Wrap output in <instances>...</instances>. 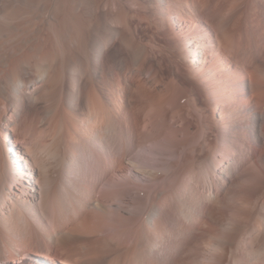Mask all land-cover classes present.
Segmentation results:
<instances>
[{
  "label": "rangeland",
  "instance_id": "1",
  "mask_svg": "<svg viewBox=\"0 0 264 264\" xmlns=\"http://www.w3.org/2000/svg\"><path fill=\"white\" fill-rule=\"evenodd\" d=\"M251 1L252 0H219V4H217V7L219 8L215 6L216 10L214 8L213 10L215 12H212L214 18L212 19V17H208V24L201 21H198L197 24H193L183 20V18H185L184 14L188 13L189 11L191 12L190 9H193V13L200 15L199 11L206 10L207 3L205 0H168L161 8L153 4L151 0H116L118 4L121 3L120 6L127 5L130 10L131 29L133 31L132 33L135 43L132 45L130 51L131 67L129 71H124L121 66L118 67L119 69L109 66V68H105L102 76L99 77L97 81L98 83L93 80L94 83H96L95 87H97L98 93L100 96H103L101 98L104 100V104L107 103L105 106L107 109V117L105 118L107 124L103 125H108L107 127L109 129L107 130V133L104 132V130L100 132V135L105 142L103 144H101V142L100 144L101 146L105 145V148L102 146L104 150L101 151L99 149L100 145L97 143L98 141L88 136L89 129H87L83 121L78 120V122L77 119L69 117L63 111L60 114V119H58L64 127V132L62 135L65 143L63 146V151L66 150L64 151L65 159L62 160L63 164H60L54 173L52 172L53 174L51 175L53 176L39 174V178L42 181L41 183H44L46 186L45 190H49L50 192L51 189L49 188L52 187V189L55 190H52V193L54 192L53 194L55 195H53L55 200L52 201V197V202H50L54 203L58 208L61 209L62 204L65 202V198L67 197H64L62 201L59 197H57V189H63L65 184H70L69 182L67 184V181H69L67 175L73 176L75 172H80L79 166L78 169L74 167L75 169L69 172L67 168L65 169L66 166L62 165L67 163L65 161L69 159L71 161V159L74 160L76 158L75 162H77L79 159L84 160L82 164L89 174L88 183L90 184L93 181H97L99 183L97 184L96 182V185L92 187L91 196L99 198L103 200V202H116V204L114 207H112L113 209L110 208L108 212H99L95 211L94 209L85 210L83 214L85 218L83 215L76 217L77 213L74 212L73 208L70 206L71 212L73 213L72 216L75 219H73V221H71L68 226L66 225L67 227L64 230H68L70 228L69 232L66 230V233H69H67V236H76H74V238L69 237L70 241L68 242H64V240L59 236H56L53 241L47 240V243L49 242V246L47 245V248L51 249V251L53 249L52 252L56 254V256L66 257L68 255L69 258L68 256L67 258L69 262L71 264H75L76 262L87 263L90 261L88 258L94 260V257L96 256V258H98L101 256L103 257L104 255L108 259L111 257V255L114 254L115 256V254H118L121 255L118 259H115L118 264L120 261L122 262L120 264H133L138 259L143 260L146 257L148 250L152 248L154 243H159L167 230H169L168 232L170 233H176V229H178L187 235L185 237L186 243L182 248L183 250L180 251V253L182 252L181 254L183 257H181L179 254V256L175 259L176 261L180 260L179 262H181V264H183V262L184 264H264V252L261 254V256L260 254L256 256V259L252 257L251 259L249 257L250 255L248 254L249 250L251 249V239L255 238V236L260 239H258V243L260 241V247L262 248L263 245L262 251H264V228L259 225L261 221L264 222V178H262L264 177V138L262 137L264 136V121L262 124H260V126H263L260 128V133H262V136L260 137L256 135V137H254L248 130L246 124H242L243 122H246L244 119L245 114L243 111L239 110V106L236 105L237 103H227L221 98V96L218 98V102L215 99L214 102L210 94L211 87H217L214 86L213 77L217 76L216 78L218 80H222L223 83H228L231 82L230 80L233 78L235 72L239 71L242 72L248 80L255 79V81H258L256 82V86H258L255 88L256 92L246 90L247 92L244 96V103L249 105L252 109L256 108L255 110L257 111H264V109H261L264 105V24L258 25L259 27L252 24L251 28L255 30L252 32L249 31V33H245L244 35L246 38H248V41H250L252 44L254 43V45H252L253 47H250L249 43H246L245 40H243L240 36L239 37L241 39L238 37V34L240 33L235 34L230 32V30L236 29V25L230 23L231 17L235 16V13H237V11L240 9V11H243V13L245 12V15L249 10L251 12L253 7L252 9H250V6L248 7ZM204 18L206 17H203V19ZM193 32L197 33V37H204L206 33H210L216 38L217 41L211 40L210 43L212 42V44H216V48L218 47L217 50L224 56L226 54L228 58L226 60L228 63L226 62L227 64H224L226 66L224 69L226 70L223 69L224 71H221L219 69V72H216V74L208 72L204 76L201 74V76L195 77L194 74L196 72H194V68L187 61L188 52L185 46L186 41L193 37ZM233 34L236 36L234 37ZM218 35L220 36V39H218ZM232 37L233 39L236 38V41L233 40ZM239 39L241 40L240 42H238ZM233 42L234 44H236V42L238 44L235 46L233 45ZM241 42H243L242 45L240 44ZM233 46H235V49ZM232 47L233 49H230ZM238 47H241V51L238 50ZM247 47L250 48L248 49ZM137 48H139V50H137ZM244 48L247 50L245 51ZM230 53L232 54L229 55ZM210 58H208V60ZM126 79L128 83L125 82ZM92 86H90V89H92ZM176 91L178 93H175ZM163 99L165 101H163ZM225 102L226 105H224ZM223 107L228 109L225 111L223 110ZM32 109L33 110L29 117L30 122L23 124L27 139L32 138V135L34 134L32 131L33 129H35L36 135H40V133L43 131V128L41 129L37 123V121H39L37 118L39 117L38 110H35L36 108ZM24 118H26V115ZM128 118L129 123H126L125 120ZM232 121H240L242 125H230ZM162 123L164 124L163 126ZM50 124L51 123L48 122V125L46 124L44 129H49ZM156 124L160 127L158 126L159 128H156ZM26 126H28V128ZM228 127L229 129H226ZM242 127L246 131H243ZM82 128H85V130ZM147 129L148 132L146 133ZM3 132L4 131L2 130V133ZM244 132H247V134ZM232 133L234 134L232 135ZM244 134L246 136H244ZM146 135H148V137ZM66 141H69V143ZM82 149L85 151H82ZM8 156L11 157V155ZM107 157L108 159H106ZM127 157L129 159H127ZM131 159L133 162H135L136 159L137 164H145V166L150 168L158 169V172L156 173L157 175L153 179H150L148 177H142L138 174H133L131 166L125 162V160ZM150 160L153 161L151 162ZM224 163L229 165L230 172L227 176H224L222 180H219L216 178L217 167L225 165ZM93 167L95 168L94 172L92 171ZM107 167L109 168L107 169ZM165 172H167V174ZM91 173L93 177H91ZM206 176L210 181V183L208 182L209 187L207 186L206 181H204ZM62 178L66 180H63ZM86 178L87 177H85V180ZM186 180L188 181L190 189L184 185ZM63 181L64 183H62ZM201 181H203V183ZM252 182L255 184H252ZM172 184H175L176 186L174 185L173 188ZM50 185L51 187H49ZM143 185L145 186L143 187ZM249 186L252 187L250 188ZM93 190L94 192H92ZM242 190L245 191L242 192ZM63 191H65V188ZM17 192L19 193V191ZM184 193L186 195H183ZM205 193L210 194L215 198V200L212 201V203L210 201L204 200L203 194ZM51 194H49V196H52ZM177 194H179L178 196H180V199L182 196H184L182 199L187 202H194V200L196 202V200L199 199L195 205L197 207L199 220L201 222L200 225H202L203 228L200 226L201 229L199 228L194 232H188L187 225L183 222V220L173 216L176 215V213L174 214L173 209H176L179 204L176 202V200H174L173 196ZM165 197L170 198V204L168 209L165 210L167 218L165 219L163 217L165 220L163 221L162 219L163 224L160 225V227L155 223L157 218L156 215L155 217L153 216L154 219L152 217L149 222L147 220V215L149 210H153V208L155 210V214L157 211V215H165L164 209H162L161 206ZM138 201L140 203H138ZM24 203H26V201H24ZM27 205L28 204H24L21 206L22 209L24 208V211L22 210L23 215L28 213V211H25ZM131 208L136 210L132 211ZM91 210H93L94 213H92V215L90 214L92 212ZM85 212L87 214H85ZM88 213L90 216H88ZM109 213L111 216H109ZM96 214H99V217ZM87 217H90L91 219H88ZM171 217H175V219L172 218L171 220ZM219 217L223 219L221 220ZM176 219L179 220L177 221ZM46 220L48 221L49 218ZM25 221L22 220V226H25L24 228H26L27 224ZM86 221H90V225H88V223V226L85 225ZM218 221H224L223 223L227 224V233L231 228H236L238 231L236 232V236L235 233L230 234V236L227 235L230 239H232L230 240V243H227L226 245L224 244L223 248L221 246L218 247V245H214V247L212 246L213 249H210L213 243L211 235L218 234L220 231V226L218 227ZM34 223L35 221L33 222V225L36 226V229H41L39 228L41 226L40 224H38V226L37 223H35L36 225ZM83 225H85L86 228H84V226L83 229ZM50 227H52V225L51 223H48V226L46 227L48 231L51 229ZM228 227L230 229H228ZM74 228L75 234L73 231L70 232V230ZM76 229L81 230V233ZM226 232L224 231L222 233L227 234ZM209 233H211V235ZM117 238L121 241H118ZM187 238H189V240ZM233 239L234 241H232ZM109 241L110 243L112 241V246L110 245ZM73 244L74 246L76 245L78 247L75 246L76 248H74ZM187 244L189 245L187 246ZM186 246H190V249H187ZM69 247L72 248V252L70 251ZM184 249H187L189 252L186 253L185 250V254L183 255ZM67 250L71 254H69ZM196 250H198V252ZM225 250H227V253H225ZM64 254L66 255L64 256ZM92 254H94V256ZM107 254L110 255L107 256ZM87 255L91 257H87ZM82 257H84V259ZM116 257L117 256H115V258ZM111 259L112 258H110V260ZM119 259L120 261H118ZM176 261L174 262L175 264Z\"/></svg>",
  "mask_w": 264,
  "mask_h": 264
},
{
  "label": "bare ground",
  "instance_id": "2",
  "mask_svg": "<svg viewBox=\"0 0 264 264\" xmlns=\"http://www.w3.org/2000/svg\"><path fill=\"white\" fill-rule=\"evenodd\" d=\"M151 1L157 7L161 8L164 5V3L167 2L168 0H151ZM205 1L207 3V7H206L205 11H199L198 10L200 15H196L195 13H193L194 12L193 9H190L191 12L189 11L188 13H185L184 14L185 18H183V20H185L186 22H189V23H193V24H195V23L197 24L198 21H201V22L208 24L209 22L207 21V19H208V17L209 18L212 17V19L214 18L212 12H215L213 9L215 8V10H216L217 4H219L218 3L219 0H205ZM220 3H222V2H220ZM120 4H118L116 2V0H0V264H71L68 260V258H69L68 255H67L68 258H67V256L66 257L56 256V254H54L52 252L53 249L51 251V249L47 248L49 246L48 245L49 242L47 243V240L53 241L54 238H56V236L57 237L59 236L60 238H62L64 240V242L70 241L69 240L70 236H67L69 234L68 232H69L70 228L68 230L66 229L68 231L67 232L68 234L66 233V230H64L68 226V224L71 221H73V219H75L72 216L73 213L71 212L70 206L73 208L74 212L77 213L76 217H78V216L83 215L85 210H90V209H94L95 211H99V212H108L110 210V208L113 209L112 207H114V205L116 204V202H113V203L112 202H105V201L103 202V200L91 196L92 195L91 194L92 187L94 185H96L97 181L96 182L93 181L90 184L88 183L89 182V180H88L89 174L87 173L86 169L84 168V166L82 164L84 162V160L79 159L77 162H75L76 158L74 160L71 159V161L69 159V160L65 161L67 163L62 165V166H66L65 169L67 168V170L69 172H71L75 168L78 169L80 167V170H79L80 172L79 173H77L78 171L75 172L77 174L74 173L73 176L67 175L68 176L67 178L69 180V181H67V184H68V182L70 184L64 185L63 189L65 188V191H63V189L61 188L63 185L60 187L61 188L60 190L57 189V197H59L61 200L64 197L68 198V200H67V198H65V202H63L61 209L58 208L54 203H51L53 200H55L53 197L54 192L52 193L53 187L49 188V189H51L50 192H49V190L46 191L45 190L46 186L44 185V183H41L42 181L39 178V174H44L45 176H50L51 174L54 173V171H56L57 167L60 164H63L62 160L65 159L64 158V156H65L64 151H66V150L63 151V149H64L63 146L65 143H64V138L62 135L64 132L63 131L64 127L59 121V119L61 117L60 114L63 111L69 117H73V118L77 119V121L78 120L83 121V123L86 125L87 129H89L88 130L89 131L88 136H90V138H94L95 140L98 141L97 143H99V145H100L99 149L101 151L104 150L102 146H104V148H105V145L101 146V144H103L105 142H104V139H102L100 132H102L104 130V132L107 133L108 132L107 130L109 129L107 127L108 125L107 126L103 125V124H105V125L107 124V121L105 120V118L107 117V115H106L107 109L105 108L107 103L104 104V100L101 98L103 96H100V94L98 93V91H97L98 89H97V87H95L96 83H94L93 80H95V82H97L99 77L102 76V73L105 70V68L106 67L109 68V66H112V68H118L119 66H121L124 71L130 70V67H131V60H130L131 53H130V51H131L132 45L135 43V39H134V36L132 33L133 31L131 29L132 26H131L130 10H129L127 5L120 6ZM249 6H250V9H252V7H253L251 12L249 10L247 12V14L245 15L244 14L245 12L243 13V11H240L241 10L240 9L239 11H237V13H235L236 14L235 16L231 17L230 23L235 24L236 29L230 30V32L235 33V34L240 33V34H238V37L240 36L243 40H245L246 43H249L250 47H253L252 45H254V43L252 44L250 41H248V38H246V36H244V35H245V33L246 34L249 33V31L252 32L253 30H255V29L251 28L252 24L254 26L264 24V0H252L251 3L248 5V7ZM217 8H219V7H217ZM199 17H202V18H199ZM203 17H206V18L203 19ZM256 31H257V29H256ZM196 32L192 33L193 37H191V39H188L186 41V45H185L187 48V52H188L187 61L194 68V72H196L194 74L195 77L201 76V74H203V76H204L208 72H212V73L216 74V72H219V69L221 71L226 70V69H224V68H226V66L224 64L226 62L228 63V61H226L228 59L226 54L224 56L222 53H220L217 50L218 47L216 48V44H212V42L210 43L211 40L217 41L216 38L210 33H206L204 35V37H197ZM235 34H233L234 37L236 36ZM194 37H196V38H194ZM238 37H237V39H238ZM218 39H220L219 35H218ZM232 39H233V37H232ZM240 39L238 42L241 41ZM233 40L236 41V38H234ZM234 42H233V45L236 46L238 43L236 42V44H234ZM242 43L243 42H241L240 44L242 45ZM241 45H239V46H241ZM226 46H228V45H226ZM226 46H224V47H226ZM235 46H233L234 49H235ZM233 47L230 49H233ZM240 48L238 47V50H240ZM137 50H139V48H137ZM244 50L246 51L247 49L244 48ZM233 52H234V50H233ZM231 54L232 53H230L229 55H231ZM236 56H237V54H236ZM232 57H233V55H232ZM208 58H210V59L208 60ZM216 77H213V79H214L213 83H214V86H217V87L212 86L211 90H210V92H211L210 94H211V97L213 98V100L215 99L217 101L218 98H220V96H221V98L224 101H226L227 103L228 102L237 103L236 105L239 106V110L243 111L245 114L244 119L246 120V122H243L242 124H244V125L246 124L248 130L252 133V135L254 137H256V135L261 137L262 133H260V131H261L260 128H262L263 126H260V124H262V122L264 121V111H259V110L257 111V110H255L256 108L252 109L249 105H246V103H244L245 102L244 96L247 92L246 90L251 91V92H256L255 88L258 87V86H256L257 85L256 82H258V81H255V79L254 80H250V79L248 80L245 77V75L239 71L235 72L233 78H231V80H230L231 82H228V83H223L222 80L220 81ZM125 82L128 83L127 79L125 80ZM92 84H93V86H92ZM259 85H260V83H259ZM90 86H92V89H90ZM257 89H259V88H257ZM126 91H127V89H126ZM175 93H178V92L176 91ZM162 97H160V98H162ZM159 100H161V99H159ZM215 100H214V102H215ZM163 101H165V100L163 99ZM226 102L224 103V105H226ZM32 108H36L35 110H38V116L39 117H37V118L39 119V121H37V123L39 124L41 129L43 128V131L40 133V135H38V134L36 135L35 129H33L32 131L34 134L32 135V138L27 139L25 136L26 131L24 129L23 124L30 122L29 117H30V113L33 110ZM223 108H224L223 110H225V111H226V109H228L226 107H223ZM261 109H264V105ZM225 111H224V113H225ZM142 112H143V110H142ZM25 115H26V118H24ZM129 118H130V116H129ZM129 118L127 120H125L126 123H129ZM24 119H25V121H24ZM153 119H155V118H153ZM105 121H106V123H105ZM48 122L51 124H50L49 129L46 128L47 129L46 130V129H44L45 128L44 126L46 124L48 125ZM155 122H156V120H155ZM155 122H154V124H155ZM231 124L232 125L241 124V122L240 121H232L230 123V125ZM163 125L164 124L162 123V126ZM77 126H78V124H77ZM158 126L156 124L155 127L157 128ZM168 126H170V125H168ZM26 127L28 128V126H26ZM85 128L84 129L82 128V129L85 130ZM239 128H241V127H239ZM226 129H229V127ZM242 129H243V127H242ZM2 130L4 131L3 133H2ZM244 130L245 129H243V131ZM164 131H165V129H164ZM147 132H148V129H147L146 133ZM157 133H158V131H157ZM233 134L234 133H232V135ZM245 134H247V132ZM245 134H244V136H246ZM146 136L148 137V135H146ZM262 137L264 138V136H262ZM66 142L69 143V141H66ZM249 145H250V143H249ZM81 146H82V143H81ZM83 147H84V145H83ZM78 149H80V148H78ZM83 150L84 149H82V151ZM71 153H72V151H71ZM92 154H93V151H92ZM8 155H11V157H9ZM106 159H108V157ZM127 159H129V158L127 157ZM141 161H142V155H141ZM125 162L129 166H131L133 174H138V175H141L142 177L144 176V177H148L150 179H153L157 175L156 173L158 172V169H154V168H150L148 166H145L144 163H143L144 165H140V163L137 164L136 159H135L136 163L133 162L132 159L131 160H125ZM221 162H222V160H221ZM108 168L109 167H107V169ZM158 168H160V167H158ZM199 169H201V168H199ZM92 171L93 172L95 171L94 167L92 168ZM161 171H163V170H161ZM241 171H242V169H241ZM229 172H230V170H229L228 164L221 165L220 167H217L216 178L219 180H222L223 177L227 176ZM165 173L167 174V172H165ZM56 174H57V172H56ZM60 174H61V172H60ZM51 176H53V175H51ZM85 177H87L86 180H88V181L85 180ZM91 177H93L92 173H91ZM194 177H196V176H194ZM206 177H205L204 181H206V184L208 186L210 181H209L208 177L207 178ZM216 178H215V180H216ZM253 178H254V176H253ZM262 178H264V177H262ZM92 179H94V178H92ZM97 179H99V178H97ZM63 180H66V179H63ZM105 182H106V180H105ZM201 182L203 183V181H201ZM254 182H252V184ZM62 183H64V181ZM173 183H175V182H173ZM97 184H99V183L97 182ZM174 185L172 184V187ZM184 185L189 188L187 180L184 182ZM36 186H37V188H36ZM144 186L145 185H143V187ZM49 187H51V185ZM208 187H207V189H208ZM16 190L19 191V193ZM53 191H55V190H53ZM58 191H59V193H58ZM243 191H245V190H242V192ZM92 192H94V190ZM49 194H51L52 196H49ZM55 194H56V192H55ZM178 195L179 194L173 195L174 200H176V202L179 203L177 208L175 207L176 209H173L174 214L176 213V215H173V216H176V217L183 220V222L187 225V231L188 232H191V231L194 232L199 228L201 229L200 226H202V225H200L201 222L199 220L197 207L195 205V203L199 199L196 200V202H195V200H194V202L193 201L187 202L184 199H182L184 196H182V198L180 199V196H178ZM183 195H186V194L184 193ZM51 198H52V201H51ZM203 199L206 201H210L211 203H212V201L215 200V198L212 197L208 193L203 194ZM187 200H189V199H187ZM24 201H26V203H24ZM132 201H133V199H132ZM138 203H140V202L138 201ZM24 204L25 205L28 204L26 207L27 210L25 208V211L26 212L28 211V213L27 214L25 213V215L22 214V210L24 208L22 209V207H21ZM144 204H145V202H144ZM169 204H170V198L165 197L163 202H162V205H161L162 209H164V214L166 212L165 210L168 209ZM136 206H138V205H136ZM134 210H136V209H134ZM134 210L132 209V211H134ZM214 210H215V208H214ZM91 211L92 212L90 214L92 215L93 210H91ZM128 211H129V208H128ZM154 212H155L154 208H153V210H149L148 215H147L148 222L152 219L153 216L155 217V215H156L157 216L156 222H155L156 225H158V226L162 225L163 221L167 218L166 214L162 216V215H157L158 214L157 211H156V214ZM160 213H161V211H160ZM85 214H87V213L85 212ZM99 214H101V213H99ZM121 215H123V214H121ZM88 216H90L89 213H88ZM109 216H111V214ZM83 217H84V215H83ZM100 217H101V215H100ZM154 217H153V219H154ZM163 217L165 219H163ZM47 218H49L48 221H50V222H48L46 220ZM172 218L173 217H171L170 219L172 220ZM162 219H163V221H162ZM173 219H175V217ZM219 219L222 220L223 218L219 217ZM22 220L27 223L26 228H24L25 226L24 227L22 226ZM85 220H87V219H85ZM85 220H84V223H85ZM34 221H35V223H37V225L38 224L41 225L39 227L41 229L35 228L36 226L33 225ZM89 222L90 221H86L85 225H87V223H88V225H90ZM223 222L218 221V224H219L218 227L220 226L219 233L217 231L218 234H214L216 232L213 233L214 235H211V233H209L211 235V238L213 241L210 249H213L214 245H218V247L221 246L223 248L224 244L226 245L227 243H230V240L232 239V238L230 239L227 235L230 236V234L235 233V236H236V234H237L236 232L238 230L236 228L235 229L231 228V226H230V228L232 229V231L228 227V229H230L229 230L230 232L228 231V233H227L226 232L227 231V224L223 223ZM48 223H51V225H52V227H50L51 229L49 231L46 228L48 226ZM150 223H152V222H150ZM202 223H204V222H202ZM164 224H166V223H164ZM85 225H83L82 228ZM259 225L264 228V222L263 221H261V223H259ZM150 226H151V224H150ZM82 228H81V230H82ZM84 228H86V226ZM100 228H98V229H100ZM167 228H169V227H167ZM202 228H203V226H202ZM252 228H254V227H252ZM170 229H171V227H170ZM38 230H39V232H38ZM81 230H77V231L78 232L80 231V233H81ZM164 230H166V229H164ZM71 231H73L75 234V228L70 230V232ZM120 231H122V230H120ZM127 231H126V233H127ZM141 231H142V229H141ZM168 231L169 230H167V232H165V234L161 238V240L158 237V239L160 240L159 243L156 242L153 244L152 248L150 250H148L146 257L143 260L138 259L136 262L133 261L134 263L133 262H131V263H133V264H172V263L175 264L174 263L176 261L175 259L179 256V254L181 255V257H183L181 254L182 252L180 253V251L183 250L182 248L184 247V245L186 243L185 237L187 235L185 233H182L178 229H176V233H174V232L170 233ZM224 231L227 234L222 233ZM86 232H87V230H86ZM238 234H239V232H238ZM74 236H76V235H71L70 238H74ZM160 236H162V235H160ZM243 236H244V234H243ZM233 238H235V237H233ZM238 238H239V236H238ZM187 239L189 240V238H187ZM258 239L259 238H257L256 236H255V238L251 239V249L249 250V253H248L250 255L249 256L250 258L252 257V258L256 259L255 258L256 256H258L259 254L261 256V254L264 252V251H262L263 245L261 248L260 247V241L258 243ZM117 240H118V238H117ZM203 240H205V239H203ZM112 241H111V243L109 241L110 245L111 244L113 245ZM118 241H121V240H118ZM232 241H234V239ZM74 242H75V240H74ZM82 242H80V243H82ZM263 243H264V241H263ZM67 245H68V243H67ZM188 245L189 244H187V246ZM75 246L73 244L74 248L78 247V246H76V247ZM189 247H187V249H190ZM226 247H228V246H226ZM71 249L72 248H70V251H71ZM187 249H184L183 255L185 254V250H186V253L189 252V251H187ZM224 249H225V247H224ZM78 250H79V248H78ZM196 251L198 252V250H196ZM226 251L227 250H225V253H227ZM67 252H68V250H67ZM88 252H90V251H88ZM69 254H71V253H69ZM65 255L66 254H64V256ZM92 255L94 256V254H92ZM108 255H110V254H107V256ZM76 256H78V255H76ZM88 256L89 255H87V257ZM112 256H114V254L111 255V257H110V258H112L111 260H110V258H108L109 259L108 260L103 255V257L102 256L98 257V258H96L97 256L94 257L95 258L94 260L88 258L90 261L87 263H85V262H79V263L76 262V263L77 264H118V262L115 259H118L119 256H121V255L115 254V256H117L116 258H115V256L114 257H112ZM89 257H91V256H89ZM181 257H180V259H181ZM82 258L84 259V257H82ZM223 258H224V256H223ZM237 260H238V258H237ZM258 260H260V259H258ZM118 261H120V259ZM122 261H124V260H122ZM179 261L177 260L176 264H178ZM193 262H194V260H193ZM196 262H197V260H196ZM120 263H122V262L120 261ZM179 264H181V262H179ZM183 264H184V262H183ZM211 264H213V263H211Z\"/></svg>",
  "mask_w": 264,
  "mask_h": 264
}]
</instances>
